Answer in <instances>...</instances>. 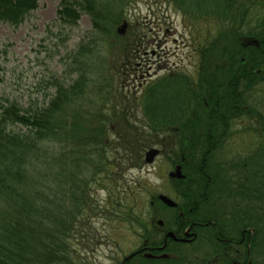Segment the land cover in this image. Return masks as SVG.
<instances>
[{
  "label": "trees",
  "instance_id": "obj_1",
  "mask_svg": "<svg viewBox=\"0 0 264 264\" xmlns=\"http://www.w3.org/2000/svg\"><path fill=\"white\" fill-rule=\"evenodd\" d=\"M173 1L197 18L216 13L212 25L221 30L202 49L196 78H175L171 90L173 80L159 83L179 103L161 120L147 118L149 134L138 141L147 135L158 144L152 134L171 133L168 157L184 175L171 178L172 193L198 205L226 234H249L253 258L252 250L264 246V0ZM36 6L37 0H0V23L19 25ZM81 13L96 33L118 36L122 10L94 0H61L57 20L75 26ZM93 51L83 43L72 54L78 78L66 87L51 78L46 104L24 107L0 92V264H83L73 258L70 234L88 220V183L98 171L108 182L110 166L124 159L115 148L106 155L104 121L78 134L58 121L64 101L79 100ZM58 144L67 151L58 155ZM255 257L253 264H264Z\"/></svg>",
  "mask_w": 264,
  "mask_h": 264
},
{
  "label": "rangeland",
  "instance_id": "obj_2",
  "mask_svg": "<svg viewBox=\"0 0 264 264\" xmlns=\"http://www.w3.org/2000/svg\"><path fill=\"white\" fill-rule=\"evenodd\" d=\"M60 2L37 0L19 25L0 23V92L24 107L46 104L53 92L47 86L51 78L58 77L64 87L72 84L78 78L71 72L72 54L83 43L93 48L80 98L64 101L58 121L65 122L71 134L86 133L93 123L104 121V149L111 148L106 155L115 148L124 159L110 166L108 182L99 171L88 180V220L72 231L70 245L75 262L121 264L123 256L141 245L144 223L151 226L155 206L160 205H151V200L160 193L175 199V183L168 176L174 169L168 154L171 133L152 134L158 144L150 145L147 135L143 143L138 141L142 132L149 134L146 120H161L179 103L159 83L164 78L173 80L171 90L175 78L183 82L196 78L202 71V49L221 29L212 25L216 13L197 18L173 0H94L115 13L122 10L114 37L96 33L85 13L75 26L61 23L57 20ZM124 21V33L119 34L117 28ZM217 38L218 46L225 43ZM151 147L158 148L159 154L146 163L144 153ZM65 151L58 144V155ZM252 251L253 258L264 260V246Z\"/></svg>",
  "mask_w": 264,
  "mask_h": 264
},
{
  "label": "flooded vegetation",
  "instance_id": "obj_3",
  "mask_svg": "<svg viewBox=\"0 0 264 264\" xmlns=\"http://www.w3.org/2000/svg\"><path fill=\"white\" fill-rule=\"evenodd\" d=\"M177 166L182 174L180 165L174 169ZM174 198L175 206L158 195L151 200L160 207L155 206L151 226L144 223L141 245L123 256L121 264H253L249 234H226L219 222L202 215L198 205Z\"/></svg>",
  "mask_w": 264,
  "mask_h": 264
},
{
  "label": "water",
  "instance_id": "obj_4",
  "mask_svg": "<svg viewBox=\"0 0 264 264\" xmlns=\"http://www.w3.org/2000/svg\"><path fill=\"white\" fill-rule=\"evenodd\" d=\"M126 25L127 24H126L125 21L122 22L121 25L117 28V32L119 34L124 33V29H125ZM157 154H158V149L157 148H149L144 154V161L146 163H151L153 161L154 157ZM169 176L176 177V178L183 177L181 172H180V167L177 166L173 171H171L169 173ZM158 198H159L160 201H162L166 205H169V206H175L176 205V203L171 198H169L168 196H166L164 194H159Z\"/></svg>",
  "mask_w": 264,
  "mask_h": 264
}]
</instances>
